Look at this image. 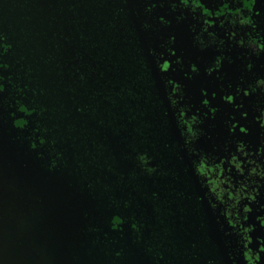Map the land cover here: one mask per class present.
I'll use <instances>...</instances> for the list:
<instances>
[{"label": "trees", "instance_id": "trees-1", "mask_svg": "<svg viewBox=\"0 0 264 264\" xmlns=\"http://www.w3.org/2000/svg\"><path fill=\"white\" fill-rule=\"evenodd\" d=\"M131 1L150 48L164 44L166 26L157 7L150 0ZM230 8L236 6L230 3ZM57 30L70 33L81 63L96 64L100 85L78 74L72 92L56 81L61 72L54 59L62 46ZM43 38L54 56L46 53ZM145 55L126 0H0V154L9 161L0 175V242L10 264L27 258L30 264L62 260L54 248L60 233L53 212L58 198L73 204L74 197L79 205H73L60 241L70 247L78 243L98 264L123 263L125 247L139 249L150 264H226L210 237L201 192L172 135ZM69 70L75 74L83 67ZM251 92L253 109L263 116L264 93L258 85ZM172 108L185 140L187 121L180 105ZM115 137L158 162L155 189L129 173L117 181L127 187L119 195L115 183L101 178L114 163L107 141ZM247 152L264 164V142L255 153ZM189 153L197 165L199 156L193 149ZM45 178L50 190L29 196L22 201L27 205L20 203L19 188L31 189ZM131 190L152 203L153 219L145 210L140 216L133 211L137 200ZM43 208L53 228L46 241ZM10 218H19V227H12ZM224 237L231 252V237Z\"/></svg>", "mask_w": 264, "mask_h": 264}, {"label": "rangeland", "instance_id": "rangeland-1", "mask_svg": "<svg viewBox=\"0 0 264 264\" xmlns=\"http://www.w3.org/2000/svg\"><path fill=\"white\" fill-rule=\"evenodd\" d=\"M150 3L166 26L164 44L154 49L145 44L161 92L166 96L162 88L166 77L170 91L186 111L190 144L208 160L207 165L216 158L215 165L223 172L219 183L216 174L202 171L196 176L193 169L212 224L216 223L214 214L219 213L214 203L219 195L226 204V221L233 214L241 216V233H248L244 249L249 264H264V164L254 163L255 155H247V149L255 153L264 142V117L254 113L250 93L254 85L264 93V0ZM230 3L236 8L231 9ZM251 49L257 53L252 55ZM8 164L7 156L0 154V175ZM37 193L43 195L42 181L31 189L19 188L20 202ZM214 229V237L221 238L217 224ZM239 255L244 261L240 250Z\"/></svg>", "mask_w": 264, "mask_h": 264}, {"label": "flooded vegetation", "instance_id": "flooded-vegetation-1", "mask_svg": "<svg viewBox=\"0 0 264 264\" xmlns=\"http://www.w3.org/2000/svg\"><path fill=\"white\" fill-rule=\"evenodd\" d=\"M69 34L70 33H65V32H62L60 30L56 31L55 36L57 38V41H58V43H60L62 45L61 48L57 49L58 52H56V53L60 54L59 55L60 57H56L54 59V61H56L58 63L56 66V69L61 72L59 74H55L56 75V81H58L60 85H62L63 83H66L64 85L71 88L72 92L75 90V88L73 87L74 86V79H76L78 74L82 75L84 78L90 77L91 80L96 78L97 79L96 84H99V82L102 81L100 79L101 78L103 79V77L101 76L100 70L97 69V66L95 63H92L93 64L92 67L90 66V64L88 62L81 63V61L78 58L77 53H76V47L73 44V40L71 38V35H69ZM41 43L43 44V47L46 48L47 54H50V55L52 54V56L55 55L53 50L47 49L48 42L46 39L43 38ZM252 50L253 49H251V51ZM256 53H257V51H256ZM252 55H254V54H252ZM146 59H147V57H146ZM149 63L152 67V64L150 61H149ZM79 66L83 67V71H77ZM71 67L77 68V70H76L77 72L75 74L74 73L72 74V71L69 70ZM152 72H153V67H152ZM109 75L112 76V73L109 72ZM153 75H154V73H153ZM154 77H155V75H154ZM168 82H169V80L166 77L162 78V83H163L162 88L166 93V96L164 97L162 92L160 91V88L156 84V78H155V86L157 88L159 96L165 102L166 115L170 119V116H174L172 104L173 103L176 105H179V104H178V101L176 100V98L174 97L173 93L170 91ZM250 93L253 94V96L255 97V94L253 92H251V90H250ZM67 94H68V92H67ZM254 97L252 98L251 103H252ZM171 100L173 103H171ZM180 108H181L180 110L182 111V115H183L184 119H186V121H187L188 129H189V123L187 120L186 111L181 106H180ZM252 109H253V103H252ZM253 111L258 116H261V117L264 116V111L262 112L263 116H262V114L259 115L254 109H253ZM174 119H175V117H174ZM175 123H176V119H175ZM176 126H177V123H176ZM177 128H178V126H177ZM171 130H172V135L174 136V138L177 140V142L180 145L181 156L184 159L187 167L190 169V171L193 175L194 181L196 182L200 192H201V189H200V186L198 185V183L196 181L195 174L197 176V174L200 172L202 173V171H205V174H207V175H208V173L216 174L214 176L217 179V182L222 183L223 179H222L221 175L223 172L220 170V167H218L219 165L218 166L215 165L214 161L216 160V158L211 159V162H209V165H207L208 160L203 155H201L199 152H197L196 147H194V146H192V144H190V134H191L190 129L188 130V137H186L185 140H183V138L180 134L179 128H178V133L173 129L172 121H171ZM107 146H108V150H109L110 154L112 155V157L114 159V163L108 169H105L101 172V178L103 180H105L108 184L115 183V186L119 187V191H120V192H118L119 195H121L127 189V187H122L121 184H118L117 181L121 178L127 179L129 176V173H134L135 175L141 177L145 182H147L152 188L155 189L154 183H155L156 175L159 171V164L149 154V152H147L145 150L133 151L130 148H128L125 145V143L123 142V140H121L119 137H115L114 139H109L107 141ZM191 149H193L196 152V154L199 156V160H198L199 162L197 165H194L191 162L190 153H189V150H191ZM247 150H250V149H247ZM68 154H70V150L68 151ZM231 156L232 155H229L227 157L230 158ZM254 163H259V162L256 161ZM193 169L195 171V174L193 172ZM112 171H115L116 173H113ZM7 173H8V171H6V175H7ZM117 173H120L121 176H118ZM47 180L48 179L45 178L42 181V186H43L44 191H47V189L50 190L49 188L51 185L46 183ZM208 181H209V179H208ZM37 186H39V185H37ZM56 188H58L60 190L63 189L60 184ZM130 194L134 195L136 200H137V206L133 207V211L138 216H140V215H142L143 210H145L146 215H149L153 219L154 213H153L152 203L147 199L140 198L138 193H136L133 190H131ZM19 195L22 197L21 194H19ZM201 195H202V198L204 201V207H205V211L207 214L206 217L209 221L210 237L215 240L213 233H215L214 226H215V224H217V227H218L219 232H220V236L223 239V241H224L223 243H224L226 248H227V243H226L224 236L226 234V236H228V238H229V235L231 237V239H229L230 243L232 245L231 252L227 248V253L230 257L231 263L232 264H249V262H248L249 257H247L248 253H246L245 249H244V247H245L244 246V237H245L247 232H245L244 234L241 233V230H240L241 229V227H240L241 216L238 214H236V215L233 214V215H231L230 219L228 221H226L225 214L223 212V208H225L226 204L223 201L222 196L219 197V195H218V198L216 197V199H214V203L217 206V208L219 209V213L217 212V215L214 214L216 223L214 222L212 224V221L209 217V214H208V211L206 208L205 199L203 197L202 192H201ZM74 199H75V202H73V204H72L69 202L68 199L58 198L57 199L58 204L56 206V211L53 212V213L58 215L57 219L59 222V233H60L59 237H58L59 240L57 243L54 244V246H55L54 248L57 250L58 254L62 256V260H60L58 264H98L95 259L89 258V255H87L85 253V249L80 248L78 243L75 242L76 246L70 247L68 245V243L66 245V241H64V240L60 241L61 237L63 239V236H64V229L66 227V222L68 221V224H69L71 221V218L74 215L75 207L73 205L74 204H76L75 206L79 205L76 202L75 197H74ZM25 204L27 205V202ZM11 214H12V212H11ZM11 214L10 213H8V214L4 213V217L10 216ZM69 216H71V217L69 218ZM13 220L16 221V219L13 218L12 221L10 219V222L12 223ZM15 223L17 224V227H19L18 226L19 222L16 221ZM15 223L14 224L12 223L13 224L12 227L15 226ZM226 226H230V231H227L225 229ZM51 229H53V228H51L47 222V210H45V208H43V231H44L43 232V241H46V237H49V235L53 234V232H51ZM222 232H223L224 236H222ZM126 246H127V243H126ZM242 246H243V248H242ZM75 249H78L77 253H74ZM239 250L244 255V257H243L244 261L239 257L240 256ZM124 251H125L124 261L121 264H146L145 261H147L148 264H150V262L144 257V255L141 254L139 249H130L129 247H125ZM128 251L133 252V253L130 255H127ZM221 253H222V251H221ZM222 256H223V254H222ZM30 260H31V258H27V260L23 261L21 264H27V263L30 264V262H29ZM31 262H32V264L35 263L33 261H31Z\"/></svg>", "mask_w": 264, "mask_h": 264}, {"label": "water", "instance_id": "water-1", "mask_svg": "<svg viewBox=\"0 0 264 264\" xmlns=\"http://www.w3.org/2000/svg\"><path fill=\"white\" fill-rule=\"evenodd\" d=\"M126 1H127V3H128L129 9H130V12H131V15H132L133 22H134V24H135V29H136V31H137V33H138V35H139L140 42H141V43L144 45V47H145V44H147V42H146V40H145V34H144V32H143V30H142V27H141V25H140V23H139V20H138V18H137V13H136V11H135V9H134V7H133L132 1H131V0H126ZM69 35H70V34H69ZM146 46H147V45H146ZM146 49H147V48L145 47V50H146ZM146 57H147V56H146ZM149 58H150V57H149ZM149 58L147 57V60H149V61L151 62V60H150ZM152 67H153V66H152ZM153 73H154L155 78H156V84H157V86L160 88V91H161V86H160L159 81H158L159 79H158V76H157V74H156V71L154 70V67H153ZM163 96H164V95H163ZM164 97H165V96H164ZM169 110H170V109H169ZM169 116H170V115H169ZM170 119H171V121H172V123H173V129L178 133V128H177V126H176L174 116H170ZM214 238H215V241L217 242V244H218L220 250L222 251V254H223V257H224V260H225L226 264H231V262H230V260H229V257H228V254H227V250H226V248H225V245H224V243H223L222 238L218 237L217 235H216V237H214ZM145 263L148 264L147 261H145ZM0 264H10L9 261H8V259H7L6 256H5L4 252H3V249H2V247H1V242H0Z\"/></svg>", "mask_w": 264, "mask_h": 264}]
</instances>
